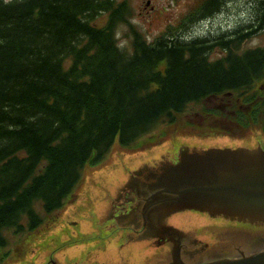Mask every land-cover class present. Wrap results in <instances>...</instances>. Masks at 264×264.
Returning <instances> with one entry per match:
<instances>
[{
    "label": "trees",
    "instance_id": "1",
    "mask_svg": "<svg viewBox=\"0 0 264 264\" xmlns=\"http://www.w3.org/2000/svg\"><path fill=\"white\" fill-rule=\"evenodd\" d=\"M227 3H241L246 33L264 27V0H212L205 11ZM125 7L116 0H0V249L7 231L40 224L36 207L60 209L83 168L102 160L116 138L129 147L189 104L243 93L264 77V49L209 59L214 45L238 46L247 35L239 29L234 40L173 35L152 45L134 33L128 54L115 37ZM103 12L106 24L93 25Z\"/></svg>",
    "mask_w": 264,
    "mask_h": 264
},
{
    "label": "water",
    "instance_id": "2",
    "mask_svg": "<svg viewBox=\"0 0 264 264\" xmlns=\"http://www.w3.org/2000/svg\"><path fill=\"white\" fill-rule=\"evenodd\" d=\"M185 136L170 139L168 147L156 151H153L156 145L147 149L138 147L136 150L121 148L118 144L114 145L115 147L113 146L114 148L108 154L107 159L97 167L89 166L88 173L79 190L61 210L49 217V223L46 222V225L41 226L33 234H27L20 243L13 244L6 251L8 254L0 258V264H51L52 261L57 264H170L166 252L167 247L157 244L150 246L145 240L130 239L138 237L131 230L110 231L101 227L106 225L111 215H117L115 207L119 210L120 207H124L126 211L120 212L122 218H119V222L117 221L120 226H127L141 218L142 198L136 190L144 191L146 189L143 188L144 177H152L151 171L159 172V169L163 168V164L176 166L180 159H186L189 154L204 153L207 149L212 148L237 147L235 151L238 155L246 149L252 148L235 140L218 136ZM262 143L264 144V139ZM135 153L137 155L133 157L132 155ZM162 156L166 161L158 163ZM191 158L193 156L190 155L188 160ZM249 164L264 165V162L250 152ZM223 168L228 170L229 165L226 163ZM178 170L183 173L186 169L180 166ZM163 172H165V180L173 178L170 168H164ZM249 197L264 198V189L262 194L250 193ZM129 201H132V204ZM185 204L197 206V198L192 196L182 203H172L170 206L183 207ZM157 208L159 206L151 210L154 218L160 216L159 213H155ZM192 214H196L197 217ZM189 217L191 218L189 219ZM219 218L224 217L220 216ZM168 219L179 223L178 228L186 234L197 233L199 244L206 241L215 247L220 238L229 241L240 236L227 231H209L205 227L208 225L203 223L219 226L221 221L204 213L190 211L171 216ZM176 223L175 225H177ZM164 224L170 225L171 223L166 221ZM242 226L250 228L246 241L232 240L230 245L216 249L219 253L220 251L221 254L230 251V256H237L247 247H249V253L264 250V226L256 224H251L249 227ZM186 238L187 236L183 239V243ZM189 244L191 252L202 253L198 257V261L215 259L213 247L207 250L201 248L200 245ZM232 264H264V254L249 259L247 263Z\"/></svg>",
    "mask_w": 264,
    "mask_h": 264
},
{
    "label": "rangeland",
    "instance_id": "3",
    "mask_svg": "<svg viewBox=\"0 0 264 264\" xmlns=\"http://www.w3.org/2000/svg\"><path fill=\"white\" fill-rule=\"evenodd\" d=\"M130 5L133 9V15L130 19V24L133 28L140 32L147 40L152 41L162 32L169 29H173L177 34L181 32L182 34L190 35H206L211 39V32L216 33L219 30L218 20H215L211 32L206 26L196 25L195 23L189 22L184 28V22L187 21L191 12L203 2V0H155L152 5L155 6L154 11H150L149 8L144 9L145 3L141 0H129ZM235 2V1H234ZM241 3H237L234 6L232 3L228 16L225 14V19L221 21V24L229 26L231 28L242 30H249V22L246 21L245 11L240 10L239 6ZM141 11V13H140ZM235 12V14H233ZM232 13V14H231ZM105 22V16L97 19L96 23L101 25ZM117 36L120 45L125 48L128 52H131V33L130 27L127 24L119 25L117 29ZM258 46H264V30L260 32H255L251 34L246 41H243L241 48L239 50H246L248 48H255ZM234 51V49H233ZM225 54L222 48L215 47L210 55L212 58H219ZM222 98L211 97L208 100L201 102L199 105H192L184 115H179L175 124L166 126L159 125L153 133L146 136L144 140L141 141L139 147L150 148L155 146L158 142V138L165 137L168 140L175 138L177 136L185 135H210L218 136L222 138H231L237 142L245 144L249 147L257 149V146H261L263 142V136L259 129L247 130L236 125L235 122L231 121L227 116L230 115V109L234 106L231 105V99L224 95ZM225 106L226 111L223 113H207L208 116H203L202 109L217 108V106ZM222 115L223 117H220ZM189 123V124H187ZM158 137L153 140L152 138ZM151 139V142L149 140ZM130 150V149H128ZM108 154L105 159H107ZM104 159V160H105ZM103 160V161H104ZM93 165L97 167L100 163ZM89 167L85 169L84 177L82 172V177L80 184L77 189L71 195L70 199L79 190L81 184L83 183ZM70 199L65 203V205L70 201ZM64 205V206H65ZM63 206V207H64ZM62 207V208H63ZM58 212V211H57ZM56 213V212H55ZM28 233L23 234H13L9 233V246L6 248L5 252L8 251L13 244L20 243ZM1 258V256H0Z\"/></svg>",
    "mask_w": 264,
    "mask_h": 264
},
{
    "label": "flooded vegetation",
    "instance_id": "4",
    "mask_svg": "<svg viewBox=\"0 0 264 264\" xmlns=\"http://www.w3.org/2000/svg\"><path fill=\"white\" fill-rule=\"evenodd\" d=\"M211 1H212V0H207V5H206V7H205L204 10H206V9L208 8V5L210 4ZM229 9H230V8H229L228 3H227L223 9H219V12H221V10H222V12H226V16H228ZM205 12H206V11H205ZM230 32H231V31L228 32V35H226L225 38L232 39V36H231L232 33H230ZM218 37H219V36H218ZM221 37H222V36H221ZM215 38H216V37H215Z\"/></svg>",
    "mask_w": 264,
    "mask_h": 264
}]
</instances>
